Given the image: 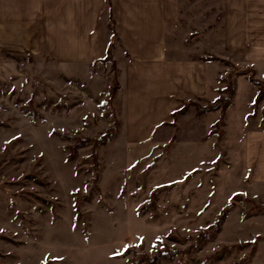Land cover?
Here are the masks:
<instances>
[{"label": "rangeland", "instance_id": "1", "mask_svg": "<svg viewBox=\"0 0 264 264\" xmlns=\"http://www.w3.org/2000/svg\"><path fill=\"white\" fill-rule=\"evenodd\" d=\"M222 3L181 0L170 44L176 60L218 59L220 82L238 94L223 124L221 111L197 115L196 106L217 99L189 100L153 138L130 141L111 62L94 66L90 79L45 53L0 58V264H145L141 255L164 247L187 252L226 210L218 234L160 264H264V184L254 182L246 150V134L264 129V98L250 104L259 89L248 78L264 82V68L225 58ZM116 126L98 149L92 191L94 144L71 159L75 142L59 134L99 140Z\"/></svg>", "mask_w": 264, "mask_h": 264}, {"label": "crops", "instance_id": "2", "mask_svg": "<svg viewBox=\"0 0 264 264\" xmlns=\"http://www.w3.org/2000/svg\"><path fill=\"white\" fill-rule=\"evenodd\" d=\"M111 1L116 34L110 29L108 0H0V58L45 53L68 71L83 70L92 79V65L112 47L119 69L117 98L127 140L134 142L153 138L155 127L170 122L183 102L220 97L226 84L220 82L218 62L171 57L181 0ZM222 4L225 58L258 72L264 68V0ZM246 150L254 182L264 184V129L246 134Z\"/></svg>", "mask_w": 264, "mask_h": 264}, {"label": "trees", "instance_id": "3", "mask_svg": "<svg viewBox=\"0 0 264 264\" xmlns=\"http://www.w3.org/2000/svg\"><path fill=\"white\" fill-rule=\"evenodd\" d=\"M112 11L110 12V19H112V25H113V31L114 34H116V24H115V20L112 16ZM215 61L218 59L215 58H204L203 61ZM108 63L111 62L112 63V68L113 70L119 74V69L117 66V62L113 57V53H112V47L110 48V50L107 53V56L102 59V60H98L94 63ZM94 66L92 69V73L94 72ZM115 87L112 89V97L116 96V92L117 90L120 88V84L118 81V76L115 75ZM248 80L250 81V83L252 85H254L255 87H257L259 89V93L258 96L256 98V104H259L262 99L264 98V82H261L259 80H257L254 75L250 76L248 78ZM225 82V81H223ZM235 93H236V89L235 86L232 84H229L227 88L221 90V94L224 95V97H220L219 99H217L214 103L209 104L207 107H200V106H196L197 109V115L198 116H202L204 114L207 113H212V112H217V111H221V119L219 121L220 124L224 123V119L226 117V113L228 111V109L232 106L233 103V99L235 97ZM187 111V105L184 106L182 109L175 111L171 114L173 120L176 119V117L178 115L184 114ZM118 134V127H113L110 130H108L104 136H102L101 139L99 140H95V139H77L68 135H64V134H59V136L64 137L68 140L74 141L75 144L71 147V159H73L76 155H77V151L80 148L86 147L90 144H94L93 150H92V161H93V166H94V170H95V179H94V186L92 188V191H99V187H98V183L100 180V171H101V164H100V159H99V153H98V149L102 146H106L111 140H113ZM176 184H172V185H168V186H164L162 188L157 189L151 198L152 202H155L157 200V198L163 194L168 192L173 186H175ZM234 201H248L247 199L243 198L240 195H235L233 197ZM226 216H227V210L224 211L223 213H221V216L219 217L218 222L214 225V226H210L207 231L201 233L199 236L196 237L195 239V243L189 247L188 250L185 251H181V250H173L170 249L169 247H164L162 250H159L155 255L153 256H147V255H141V259L145 262V264H160L163 260H174L176 257H178L179 255H183L186 253H189L191 250L193 249H197L200 246H202V244L207 241L208 239H210V236L216 235L221 231V228L226 220ZM190 239H185V241H189ZM251 244H244V245H240V248H244L247 246H250ZM135 249V248H128L126 249V253L129 252L130 250Z\"/></svg>", "mask_w": 264, "mask_h": 264}]
</instances>
